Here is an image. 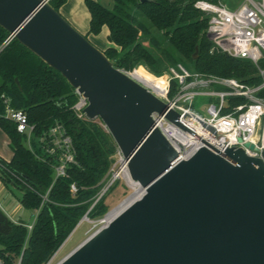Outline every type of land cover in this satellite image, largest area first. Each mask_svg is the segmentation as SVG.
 <instances>
[{"label": "water", "instance_id": "obj_1", "mask_svg": "<svg viewBox=\"0 0 264 264\" xmlns=\"http://www.w3.org/2000/svg\"><path fill=\"white\" fill-rule=\"evenodd\" d=\"M0 25L88 99V119L104 123L145 189L56 264H264V152L202 147L174 164L179 154L152 115L185 128L180 114L117 68L49 0H0ZM10 221L0 209V233L11 232Z\"/></svg>", "mask_w": 264, "mask_h": 264}, {"label": "trees", "instance_id": "obj_2", "mask_svg": "<svg viewBox=\"0 0 264 264\" xmlns=\"http://www.w3.org/2000/svg\"><path fill=\"white\" fill-rule=\"evenodd\" d=\"M66 1L50 0V4L59 11ZM194 1L114 0L109 8L98 0H85L91 15L89 33L98 35L108 27L112 46L104 53L121 70L143 66L162 76L169 67L181 63L198 73L259 85L262 78L249 60L211 51L208 18L193 6ZM9 35L0 25V126L13 149L10 161L0 156V177L6 185L22 192L20 203L24 208L37 209L38 214L31 230L24 223L10 221L11 232L0 233V258L3 264H16L20 258L21 264H45L85 215L99 220L109 212L105 194L96 200L110 176L117 144L96 119L77 117L72 106L78 96L61 72L17 38L5 44ZM176 86L173 80L171 95ZM2 94L12 99L15 108L27 113L36 136L57 122L66 126L76 148V163L69 166L65 176L55 179L50 156L43 159L42 150L36 145L35 151L28 148L26 137L4 116ZM257 95L264 97V87ZM243 103L246 99L242 96H228L222 112ZM72 183L78 188L75 194ZM48 190V200H44Z\"/></svg>", "mask_w": 264, "mask_h": 264}, {"label": "built area", "instance_id": "obj_3", "mask_svg": "<svg viewBox=\"0 0 264 264\" xmlns=\"http://www.w3.org/2000/svg\"><path fill=\"white\" fill-rule=\"evenodd\" d=\"M193 6L208 17L207 34L212 41L211 51L249 60L262 78L259 85L250 86L234 77L198 73L179 63L169 67L165 75L160 76L165 78L163 87L155 89L135 75L137 68L122 71L180 114L179 121L185 128L168 120L166 115H152L155 126L179 154L174 164L192 158L202 147L214 153H223L227 148H242L247 156L262 158L264 97L258 96L257 92L264 87V0H242L235 8H229L221 0H195ZM11 39L13 38L9 37L5 44ZM173 80L177 82V86L175 93L171 95ZM75 93L78 100L72 109L77 117L88 119L85 113L88 99L77 89ZM198 94L217 98V103L207 106L206 115L193 108V99ZM228 96H242L246 103L235 105L223 113ZM1 97L5 106L4 116L13 121L17 131L26 137L28 148L35 151L36 145L42 150L43 159L45 155L50 156L55 179L65 176L69 166L76 163V148L66 126L57 122L43 135L36 136L34 125L29 122L27 113L23 109L15 108L12 99L6 94ZM249 143L253 148L246 146ZM70 187L73 194L78 191L75 183ZM107 189L109 187L100 192L96 201ZM49 191L44 195V200H48ZM84 218L89 219L87 215L82 220ZM105 218L106 216L97 222L96 226L101 223L102 226L106 225ZM26 226L29 230L33 228V224ZM57 253L45 264H53ZM0 264H3L1 258ZM16 264H21V258Z\"/></svg>", "mask_w": 264, "mask_h": 264}, {"label": "rangeland", "instance_id": "obj_4", "mask_svg": "<svg viewBox=\"0 0 264 264\" xmlns=\"http://www.w3.org/2000/svg\"><path fill=\"white\" fill-rule=\"evenodd\" d=\"M98 1L100 3H102L103 5L109 7V8H112L114 5V0H98ZM221 1H222V3L226 4V6H228L229 8H235L241 3L242 0H221ZM106 33H107V30L101 32L95 38H90L91 39L90 41L95 46H97L99 49L102 50V48H101L102 44H104L106 41H108V37H107ZM110 46H112V45H110ZM144 69L147 70L151 75L156 76L157 78L165 79L164 77H160L158 75H155L154 73H152L150 70H148L145 67H144ZM166 70H167V68H166ZM135 75L139 79H141L142 81H144L145 83H147L149 85L153 86L155 83L157 86L163 87V85L161 83L155 82L152 79L143 78L142 76H139L136 73H135ZM163 75H165V73ZM0 83H1V78H0ZM214 89H216V88H214ZM212 103H217L216 97L198 94L193 99V108L198 110L203 115H206L207 114V111H206L207 106L209 104H212ZM96 120L107 130L106 126L104 125V123L99 118H96ZM9 139H10L9 136L7 137L5 131L0 126V155L3 158H5L6 160L7 159L11 160L13 157L12 156V148L8 145ZM113 156H114L115 160H114V162L110 168V176L107 179L105 185L103 186V188L101 190V192H102L103 189L112 186L109 189H107L106 193H104L105 194V203L109 206V212L107 214L112 212L113 209H116V207H118L119 205H121L125 201H128L132 197L137 195V193H139L143 188L138 183L136 184L133 182L134 183L133 184L130 176H128V175L124 176V174H121L119 176V173L121 172V167H122V160H121L122 153H121L118 146L115 149V153ZM116 181H117V183L114 184ZM9 187L16 193V195L11 193L9 190L4 189L2 191V193H0V199H2L3 197H7V200H5V201L10 203L12 207H16L20 202V197H21L22 193L19 189H17L13 185H9ZM6 194H9V196H6ZM0 208H1V206H0ZM37 214H38L37 209H26V208L22 207V209H20L19 212L14 214V217L16 219H18L17 222L12 221V220L11 221L14 223H25L27 225H30V224L34 223ZM100 220L101 219L91 220V219H87V218H84L83 220H81L80 225L74 230V232L71 234V236H69L68 239L57 250V252H58L57 257H56L55 261L53 262V264L58 263L66 255H68L73 249H75L80 243H82L85 239H87L95 231H97L103 224V223H101V224H98L96 226V223L99 222ZM2 248H3V246L0 244V249H2Z\"/></svg>", "mask_w": 264, "mask_h": 264}, {"label": "crops", "instance_id": "obj_5", "mask_svg": "<svg viewBox=\"0 0 264 264\" xmlns=\"http://www.w3.org/2000/svg\"><path fill=\"white\" fill-rule=\"evenodd\" d=\"M59 11L75 28H77V30H79V32L86 35L89 40H91L90 38L97 37V35L89 33L91 15H90L88 7L85 3V0H67L66 3L60 7ZM105 30H107L106 34L108 37V34H109L108 27L105 26L102 29V32ZM110 45H112V43L108 40L104 44H102L101 48L104 51ZM7 137H8V135H7ZM8 145L11 147L10 139H9ZM12 156H13V149H12ZM7 161H10V160L7 159ZM4 189L9 190L11 193L16 195V193L8 185H6L0 177V193H2V191ZM6 196H9V194H6ZM5 200H7V197H3L2 199H0V206L2 208V209L1 208L0 209L3 212H5L12 221L17 222L18 219H16L14 217V214L19 212L20 209H22V207H23L22 204L19 202V204L16 207H12L11 204L6 202Z\"/></svg>", "mask_w": 264, "mask_h": 264}, {"label": "bare ground", "instance_id": "obj_6", "mask_svg": "<svg viewBox=\"0 0 264 264\" xmlns=\"http://www.w3.org/2000/svg\"><path fill=\"white\" fill-rule=\"evenodd\" d=\"M137 75L139 76H142L143 78H149V79H152L153 81L155 82H158V83H161L163 85V82L165 81V79H161V78H157L156 76H153L151 75L147 70L144 69L143 66H140L137 68L136 72H135ZM146 79V80H147ZM149 81V80H148ZM151 81V80H150ZM154 83V82H153ZM157 83V84H158ZM152 86V85H151ZM153 87L155 89H160L162 87H159L157 86L155 83L153 85ZM121 174H124V176H130L131 180H132V183H138L137 181L133 180L130 173H129V170H128V167L126 165V162L124 160V158L122 159V167H121V172L119 173V176ZM131 182V181H130ZM133 183V184H134ZM139 184V183H138ZM145 193V189L142 188V190L137 193V195H135L134 197H132L130 200L128 201H125L124 203H122L121 205H119L118 207H116V209H113L112 212H110L105 220H104V223L105 224H109L111 221H113L121 212H123L129 205H131L134 201H136L137 199H139L143 194Z\"/></svg>", "mask_w": 264, "mask_h": 264}]
</instances>
